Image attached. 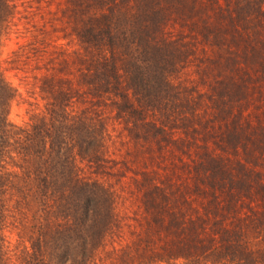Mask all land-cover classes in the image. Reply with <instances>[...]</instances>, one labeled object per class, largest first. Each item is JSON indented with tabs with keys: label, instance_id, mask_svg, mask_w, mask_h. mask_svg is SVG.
<instances>
[{
	"label": "trees",
	"instance_id": "trees-1",
	"mask_svg": "<svg viewBox=\"0 0 264 264\" xmlns=\"http://www.w3.org/2000/svg\"><path fill=\"white\" fill-rule=\"evenodd\" d=\"M14 1L0 0V35ZM70 2L65 23L78 44L73 70L48 68L39 86L44 108L28 124L8 123L14 90L0 74V196L7 195L0 198V264L9 261L1 235L9 217L28 230L24 264H108L100 250L116 230L120 196L107 179L126 176L125 160L116 156L131 155V148L121 152L129 143L182 166L191 160L209 188L196 184V191L209 190L232 218L236 206L215 202L217 190L240 197L237 204L248 210L213 228L212 209L199 211L154 171H132L140 218H150L148 242L140 239L150 254L139 264H264V247L252 248L247 237L253 231L264 240V174L222 159L246 141L240 105L249 69L264 76V0ZM205 47L224 54L204 58ZM204 59L223 60L230 76L205 74Z\"/></svg>",
	"mask_w": 264,
	"mask_h": 264
},
{
	"label": "rangeland",
	"instance_id": "rangeland-1",
	"mask_svg": "<svg viewBox=\"0 0 264 264\" xmlns=\"http://www.w3.org/2000/svg\"><path fill=\"white\" fill-rule=\"evenodd\" d=\"M14 2L17 6L15 13L9 26L2 28L0 35V74L14 90V96L8 104L6 119L9 124L20 127L28 124L31 118L44 108V100L41 98L39 90L43 75L49 72L48 68L50 67H53L54 71L59 68L63 75L73 70L70 69L73 59L72 52L78 48V44L69 34L70 30L65 23L66 8L71 4L70 0H15ZM202 52L200 56L210 57L216 61H218L219 55L223 56L224 54V51L210 47H205ZM64 57L66 61L63 64ZM203 61L207 62V66L201 70L205 74L216 75L218 73L224 79L227 77L226 75L230 76V72L223 67L226 65L223 60L219 65L212 64L207 59ZM249 72L252 78H248L245 98L240 105L242 112L240 136L246 141L239 153L229 157L224 154L222 159L223 165L224 162L229 161L234 169H242L250 175L254 173L263 175L264 76L253 77L255 72L251 68ZM236 80L238 81V79ZM118 147L119 145L115 144L110 148L115 150ZM128 148L133 149L131 155L116 156V160H125L128 171L123 168L121 174L126 176L107 179L113 183L114 190L120 196L116 204V211L120 217L117 218L116 230L107 239L105 247L100 250V256L108 264H139L145 260L143 256L150 254V252L141 249L143 243H140V239L148 240L144 237V233L150 218H140V213L143 212L142 201L138 187L131 179L132 171L136 173L146 169L154 171L159 181L163 180V184L169 188L176 186L175 192L176 190L177 192L181 191V194L189 198L199 211H202V205L212 209L210 219L213 220V228H217L220 222L229 223L226 220L238 219L235 218V214L242 217L248 213L245 205L237 204L241 203L240 197H232L230 192L217 190L219 200L215 202L219 204L228 202L232 207L236 206L233 218L229 216L230 212L224 208V205L223 207L216 206L209 190L206 193L196 191V184L200 190L209 188L204 184L203 175L196 173V168L191 160H187L188 165L182 166L179 159L172 155L160 157L155 153L152 155L144 149L136 152L137 147L130 143L127 146L124 145L121 152L124 153ZM118 166L121 167L120 164ZM3 196L7 198V195H1L0 198ZM253 196V200L258 198L255 193ZM253 200L252 205L256 202ZM185 210L193 213L190 208L186 207ZM225 213V217L227 216L228 219L224 218ZM246 218H255V216ZM22 224L21 218L9 217L4 231L1 232L8 251V264H24L23 257L28 255L25 254L29 248L28 230ZM150 228L155 231V225ZM247 237L252 248L264 247L261 242L264 240L261 239V236L259 237V233L256 235L252 231L248 233ZM136 247L139 249L140 256L137 254Z\"/></svg>",
	"mask_w": 264,
	"mask_h": 264
}]
</instances>
